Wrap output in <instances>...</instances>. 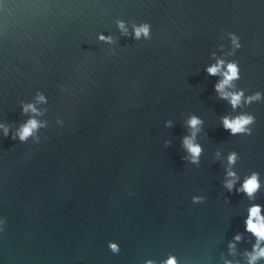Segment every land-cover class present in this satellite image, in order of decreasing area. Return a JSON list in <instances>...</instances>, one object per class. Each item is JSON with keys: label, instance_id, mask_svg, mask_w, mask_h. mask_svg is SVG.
<instances>
[{"label": "water", "instance_id": "1", "mask_svg": "<svg viewBox=\"0 0 264 264\" xmlns=\"http://www.w3.org/2000/svg\"><path fill=\"white\" fill-rule=\"evenodd\" d=\"M116 19L150 23L151 40L121 36ZM229 32L242 44L228 58L238 87L264 92V0H0V122L25 121L20 102L37 90L49 121L39 144L0 134V264H143L169 253L179 264H246L252 202L223 188L224 161L235 150L241 180L260 173L264 205V102L244 109L256 117L251 136L222 128L231 108L205 68ZM190 114L204 121L198 167L180 147Z\"/></svg>", "mask_w": 264, "mask_h": 264}, {"label": "clouds", "instance_id": "2", "mask_svg": "<svg viewBox=\"0 0 264 264\" xmlns=\"http://www.w3.org/2000/svg\"><path fill=\"white\" fill-rule=\"evenodd\" d=\"M115 25L123 37H131L136 41H148L152 38V27L148 22L136 23L135 21L129 22L124 19H116ZM226 35L230 47L226 49L225 45L221 43L217 51L211 52L210 58L214 60V63L208 65L205 71L209 76L218 77L214 84V90L218 98L226 101L231 108V113L220 117L222 128L232 136H251L253 127L256 124V117L244 109L255 103L264 102V92L255 91L251 94H246L244 88L238 87L237 82L242 78L239 62L228 58L235 57L242 44L237 34L229 32ZM96 39L98 42L107 45H115L117 43V39L111 34L97 33ZM221 39H223V36ZM110 50L115 51L114 49ZM217 52H219V55ZM47 104L48 99L44 92L37 90L32 101L20 102L21 114L26 116L27 119L14 128L8 123L0 122V134H2L3 138L10 137L13 141H19L20 143H27L31 140L39 144L40 131L49 127V121L43 119L48 112L47 107H45ZM233 113L235 114L233 115ZM56 124L62 125L63 120L57 117ZM203 125L204 121L201 117L196 114H190L189 118L184 122L187 134L181 137L180 147L185 153L182 160L197 167L200 165L201 156L204 153V148L198 142ZM165 127H173V121H166ZM164 144L165 147H169L171 141L166 140ZM220 157L221 151L218 149L215 152L214 159L220 160ZM240 159L241 157L237 151L228 152L224 161L222 186L228 193L243 194L252 202L247 209L244 225L245 231L254 238V242L251 245V251L245 250L244 257L246 264H259V261L264 260V214H262L264 213V205L255 203V201L258 194L261 193L262 181L260 173L257 171H252L241 180V176L235 170ZM205 199L204 196H193L192 203H203ZM4 224L5 220L0 219V231L3 230L2 226ZM242 239V234L237 233L229 241L228 249L230 255L235 254L236 244L241 242ZM108 248L113 254L120 252V245L115 241H109ZM143 264H179V261L175 254L169 253L166 258H162L159 261L146 259ZM224 264H232V261L225 260Z\"/></svg>", "mask_w": 264, "mask_h": 264}]
</instances>
